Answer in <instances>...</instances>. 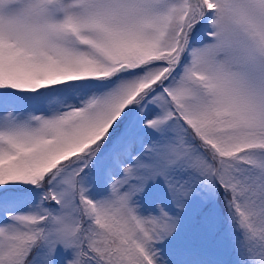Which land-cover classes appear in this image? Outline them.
<instances>
[{
	"label": "snow or ice",
	"instance_id": "snow-or-ice-1",
	"mask_svg": "<svg viewBox=\"0 0 264 264\" xmlns=\"http://www.w3.org/2000/svg\"><path fill=\"white\" fill-rule=\"evenodd\" d=\"M0 264H264V0H0Z\"/></svg>",
	"mask_w": 264,
	"mask_h": 264
}]
</instances>
